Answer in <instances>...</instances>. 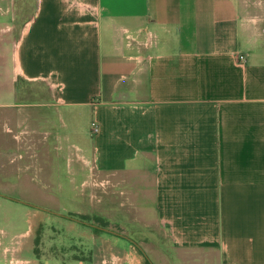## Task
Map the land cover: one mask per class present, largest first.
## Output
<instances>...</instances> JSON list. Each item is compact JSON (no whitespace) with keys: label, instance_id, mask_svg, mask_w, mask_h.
<instances>
[{"label":"crops","instance_id":"1","mask_svg":"<svg viewBox=\"0 0 264 264\" xmlns=\"http://www.w3.org/2000/svg\"><path fill=\"white\" fill-rule=\"evenodd\" d=\"M0 21L51 88L17 115L122 184L107 228L56 214L17 264H264V0H0Z\"/></svg>","mask_w":264,"mask_h":264},{"label":"rangeland","instance_id":"2","mask_svg":"<svg viewBox=\"0 0 264 264\" xmlns=\"http://www.w3.org/2000/svg\"><path fill=\"white\" fill-rule=\"evenodd\" d=\"M13 24L21 30L24 23L0 21V96L5 97L0 100V227L9 230L8 235L28 230L6 240L0 228L3 264H17L19 254L12 250L16 251L19 244L12 248L11 242L24 243L26 247L28 242L36 241L37 253H43L45 244L49 251L51 238L57 239L59 234L52 227L62 228L67 222L56 214L78 208L86 214L74 213L75 217L107 228L112 193L122 190V184H108L106 171L99 172L93 165L78 167L77 161L69 159L70 151L62 149L66 146L64 139L51 137L50 127L33 125L27 113L17 115L13 104L35 99L49 103L51 88L44 83L29 84L16 73L18 34ZM3 27L9 30L2 36ZM8 104L11 106H3ZM45 218L50 224L44 222ZM30 222L34 225L29 231Z\"/></svg>","mask_w":264,"mask_h":264},{"label":"built area","instance_id":"3","mask_svg":"<svg viewBox=\"0 0 264 264\" xmlns=\"http://www.w3.org/2000/svg\"><path fill=\"white\" fill-rule=\"evenodd\" d=\"M93 127H94V131H97V126L95 123H92Z\"/></svg>","mask_w":264,"mask_h":264}]
</instances>
